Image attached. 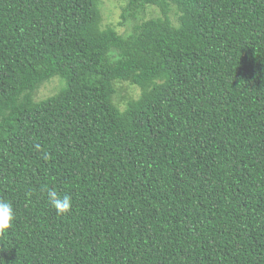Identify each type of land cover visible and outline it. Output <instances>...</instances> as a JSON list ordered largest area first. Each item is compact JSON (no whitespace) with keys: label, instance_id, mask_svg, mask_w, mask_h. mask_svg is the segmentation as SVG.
Masks as SVG:
<instances>
[{"label":"trees","instance_id":"trees-1","mask_svg":"<svg viewBox=\"0 0 264 264\" xmlns=\"http://www.w3.org/2000/svg\"><path fill=\"white\" fill-rule=\"evenodd\" d=\"M124 2L0 0V264H264V0Z\"/></svg>","mask_w":264,"mask_h":264},{"label":"rangeland","instance_id":"rangeland-1","mask_svg":"<svg viewBox=\"0 0 264 264\" xmlns=\"http://www.w3.org/2000/svg\"><path fill=\"white\" fill-rule=\"evenodd\" d=\"M124 0H101L100 4V27L103 28H113L119 33L126 32L127 26L121 25L120 14L121 8L124 5ZM147 16L153 17L157 16V11L153 7H149L147 9ZM57 80H52L46 83L43 87H41L36 94V99L45 98L49 95H52L55 92L57 87ZM117 93L114 98L118 103V106L122 109L124 108L126 99L128 98H136L139 95V88L129 84L128 82H120L117 83Z\"/></svg>","mask_w":264,"mask_h":264},{"label":"clouds","instance_id":"clouds-1","mask_svg":"<svg viewBox=\"0 0 264 264\" xmlns=\"http://www.w3.org/2000/svg\"><path fill=\"white\" fill-rule=\"evenodd\" d=\"M46 199L55 209L58 216H64L71 212L73 202L70 195H61L58 191L46 188ZM16 210L11 201L0 199V236L6 234L14 226Z\"/></svg>","mask_w":264,"mask_h":264}]
</instances>
